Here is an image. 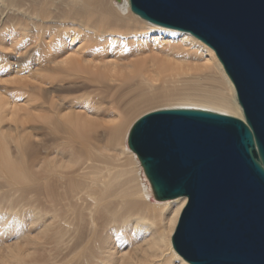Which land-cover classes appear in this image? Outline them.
I'll return each instance as SVG.
<instances>
[{
	"label": "bare ground",
	"instance_id": "obj_1",
	"mask_svg": "<svg viewBox=\"0 0 264 264\" xmlns=\"http://www.w3.org/2000/svg\"><path fill=\"white\" fill-rule=\"evenodd\" d=\"M88 83L126 89L107 131L76 110L85 95L55 96ZM1 84L37 93L46 113L34 112L27 97L0 93V230L15 239L0 264H25L20 243L42 250L68 226L77 235L72 264H189L171 243L187 197L153 198L124 126L143 110L178 107L244 119L208 45L139 17L129 0H0ZM46 131L69 146L56 135L45 144L36 134Z\"/></svg>",
	"mask_w": 264,
	"mask_h": 264
},
{
	"label": "water",
	"instance_id": "obj_2",
	"mask_svg": "<svg viewBox=\"0 0 264 264\" xmlns=\"http://www.w3.org/2000/svg\"><path fill=\"white\" fill-rule=\"evenodd\" d=\"M131 11L208 45L244 119L157 109L127 135L157 200L187 197L171 237L189 264H264V0H129Z\"/></svg>",
	"mask_w": 264,
	"mask_h": 264
},
{
	"label": "rangeland",
	"instance_id": "obj_3",
	"mask_svg": "<svg viewBox=\"0 0 264 264\" xmlns=\"http://www.w3.org/2000/svg\"><path fill=\"white\" fill-rule=\"evenodd\" d=\"M144 55L148 57L150 56V54L148 55V53ZM144 55H141V56H144ZM40 74H47V73L41 72ZM1 85L2 86H0V88L1 87L3 89L8 88V89H5V92L3 90L2 91L0 90V93L2 95L16 97V99H21L23 98L22 96L27 97L33 103L31 107L34 108V112L38 114L46 113L45 111H43L42 107L39 106V104L41 103V98L37 93L30 92V93L20 94L24 92L15 91L14 86H11L12 87L11 88V87H5L3 86V84ZM104 90L105 89L100 88L97 84L88 83L85 86V89H82L80 91L73 92V93L55 92L56 94L55 96L60 97V98L70 99L71 97H74V96H79L82 94L85 95L86 96L85 98L87 99V101L83 103V105L81 103L76 104V107H75L76 110L82 111L84 114L88 116L87 118H89L90 120L94 122H97L98 125H101L100 128L96 125L97 127L95 126L94 129L96 128L98 131H102L103 129H105L107 131L108 126L113 125L117 121V119H114L115 118L114 115L121 109V106H122V103H118L119 101L117 100V97L125 93L126 89L116 88L114 86L112 89L108 91L107 90L104 91ZM24 99L25 98H23V100ZM126 99L127 98L122 99L121 102L125 101ZM154 110H157V109H154ZM150 111H148L147 109V110H143L141 112H138L132 115L127 120L126 126H124L126 127L125 131L126 132L129 131L131 125L138 117ZM38 120H40L41 123L43 121L41 118L37 117L36 121ZM36 135H39V137L43 139L46 138L45 141L49 140L50 137L52 136L54 137L56 135L55 137H57V140L59 139L58 137L64 140L62 145H60L61 148L63 147V149H66V147L69 146L68 145L69 143L66 142L65 137H63L64 135L61 133L55 132L54 135L51 136V132L46 131L43 134L37 133ZM73 139L71 143L72 144L74 143V147H76L75 144H76L77 139L76 138H73ZM36 141H37V144H35L34 146L35 148H37L39 155L40 156L47 155L48 151L45 150L46 149L45 144H48V142L46 141V143L45 142L41 143L40 140H36ZM126 144H127V140H126ZM58 156L60 157V155ZM26 159H28L27 155L25 156V160ZM66 228L67 229L64 231L62 240L59 243L49 244L47 245L46 248L43 246L44 248H42V250L39 248H32V246L29 244L23 245L20 243L19 246L21 248L23 246L22 250H23L24 263L25 264H48V263L50 264H72L73 262L72 255H73L74 246L76 244L75 242L77 240V235L72 226H68ZM28 229L29 230L27 232H31V234L33 235L35 228L29 227ZM14 240L15 239L10 234V229L0 230V251L4 252L8 248L13 249L15 245Z\"/></svg>",
	"mask_w": 264,
	"mask_h": 264
}]
</instances>
